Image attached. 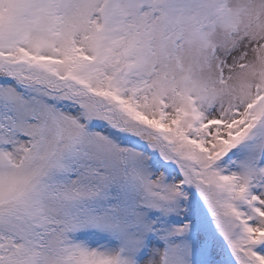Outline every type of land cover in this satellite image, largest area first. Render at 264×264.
Returning <instances> with one entry per match:
<instances>
[{"label": "snow or ice", "instance_id": "snow-or-ice-1", "mask_svg": "<svg viewBox=\"0 0 264 264\" xmlns=\"http://www.w3.org/2000/svg\"><path fill=\"white\" fill-rule=\"evenodd\" d=\"M0 264H264V0H0Z\"/></svg>", "mask_w": 264, "mask_h": 264}]
</instances>
